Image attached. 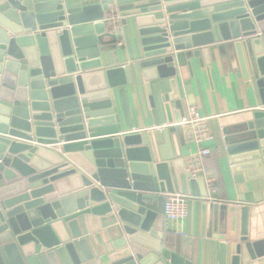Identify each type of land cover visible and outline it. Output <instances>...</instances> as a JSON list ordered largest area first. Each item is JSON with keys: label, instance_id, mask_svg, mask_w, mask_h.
Returning a JSON list of instances; mask_svg holds the SVG:
<instances>
[{"label": "water", "instance_id": "1", "mask_svg": "<svg viewBox=\"0 0 264 264\" xmlns=\"http://www.w3.org/2000/svg\"><path fill=\"white\" fill-rule=\"evenodd\" d=\"M112 9L140 45L134 63H104L121 50ZM227 50L264 84V0H0V264H195L164 245L167 196L208 199L166 149L181 122L170 111L192 93V63ZM132 70L151 131L131 133ZM243 126L247 143L229 151L252 153L232 162L259 164L264 113ZM228 239L241 241L234 264H251L247 238Z\"/></svg>", "mask_w": 264, "mask_h": 264}, {"label": "crops", "instance_id": "2", "mask_svg": "<svg viewBox=\"0 0 264 264\" xmlns=\"http://www.w3.org/2000/svg\"><path fill=\"white\" fill-rule=\"evenodd\" d=\"M124 20L119 15L117 29L111 30L116 35H122V40L110 43L109 46L119 47L121 50L118 55L115 51L105 53L103 59L106 65L119 62L122 65L131 64L138 59L140 45L136 42L135 46L136 39L132 40L124 33ZM107 26L110 28L108 22ZM192 66L193 75L188 76L192 93L181 90L182 109H171L170 112L173 117L182 121L189 116L191 108L196 109L202 117L209 118L212 138L197 143L192 140L190 129L177 125L176 122L174 126L177 133L171 134V141L166 149L173 156L182 151L181 160L188 173H192L200 165V170L192 178L196 181L200 177L204 179L202 187L207 192L208 199L191 196L189 216L179 224L165 218L164 245L195 264H220L221 246H224L225 264H234L235 255L231 247L241 244V241H231L228 238L246 237L251 246V264H264V155L258 160L259 164H254L253 160L233 164L235 157L252 152L235 155L229 151L232 147L247 143L246 138L252 131L245 129L243 125L253 119V113H264V84L259 85L262 79L255 77L253 66L241 64L236 50H227L224 55L217 53L212 67L202 65L199 60L192 63ZM132 77L134 84L125 88L140 128L131 133L151 131L154 125L151 121L145 123L143 120V113L148 109L152 111L149 105L150 95L144 81L141 86L137 83L133 70ZM155 146L157 151V146L167 145L163 141ZM203 149L210 150V155L200 162L198 155ZM238 167L242 169L236 170ZM173 178H177L176 173ZM198 187L200 191V186ZM217 204L236 207L237 216L229 217L226 212L216 211L214 206Z\"/></svg>", "mask_w": 264, "mask_h": 264}, {"label": "built area", "instance_id": "3", "mask_svg": "<svg viewBox=\"0 0 264 264\" xmlns=\"http://www.w3.org/2000/svg\"><path fill=\"white\" fill-rule=\"evenodd\" d=\"M107 22L109 23L112 31L117 29L119 25V15L115 9H112L107 15ZM177 125L188 127L191 132L192 140L197 143H201L212 138L210 133L209 118L202 117L194 108H191L189 116L184 118ZM209 155L210 150L203 149L198 155L200 162ZM199 170L200 165L197 169L192 171V175L195 177ZM189 199L190 197L184 196L180 193L168 195L165 203V218L175 224L185 221L189 216Z\"/></svg>", "mask_w": 264, "mask_h": 264}]
</instances>
